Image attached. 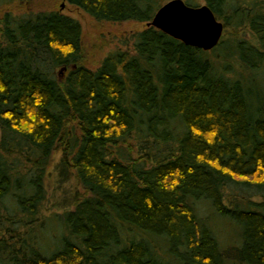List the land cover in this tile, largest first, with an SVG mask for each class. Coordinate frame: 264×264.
Listing matches in <instances>:
<instances>
[{"label":"trees","instance_id":"1","mask_svg":"<svg viewBox=\"0 0 264 264\" xmlns=\"http://www.w3.org/2000/svg\"><path fill=\"white\" fill-rule=\"evenodd\" d=\"M63 1L145 24L91 68L58 5L0 14V264H264V0H184L208 50L147 23L165 0Z\"/></svg>","mask_w":264,"mask_h":264},{"label":"rangeland","instance_id":"2","mask_svg":"<svg viewBox=\"0 0 264 264\" xmlns=\"http://www.w3.org/2000/svg\"><path fill=\"white\" fill-rule=\"evenodd\" d=\"M11 2V0H9ZM167 1V0H165ZM164 1V2H165ZM201 1L199 4L203 3ZM61 3L63 6L61 7ZM58 5L57 8L62 9L65 13L77 18L82 25V44L84 50L85 64L91 68L97 66L101 58L110 50L117 47H123L126 44L131 46L133 42L132 32L143 26L145 23L124 20L121 22L97 20L63 0L55 2L54 0H14L8 4H0V14L4 9H10L14 12L21 13L22 8L48 7ZM230 193L243 192L245 187L241 185H231ZM245 192V191H244ZM198 207L204 217L207 216L208 223L213 225V229L218 236L220 245H234L242 239L241 225L227 214L215 211L209 199L198 201ZM206 215H205V214Z\"/></svg>","mask_w":264,"mask_h":264},{"label":"water","instance_id":"3","mask_svg":"<svg viewBox=\"0 0 264 264\" xmlns=\"http://www.w3.org/2000/svg\"><path fill=\"white\" fill-rule=\"evenodd\" d=\"M147 23L204 50L211 49L219 42L224 27L207 3L190 5L184 0L163 2Z\"/></svg>","mask_w":264,"mask_h":264}]
</instances>
